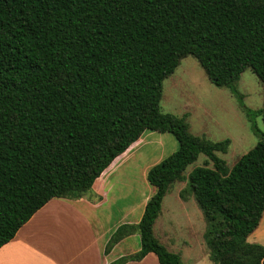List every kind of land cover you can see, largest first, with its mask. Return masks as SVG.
Segmentation results:
<instances>
[{"label": "trees", "instance_id": "16d2710c", "mask_svg": "<svg viewBox=\"0 0 264 264\" xmlns=\"http://www.w3.org/2000/svg\"><path fill=\"white\" fill-rule=\"evenodd\" d=\"M194 57L228 89L259 138L229 168L231 140L191 134L161 110L164 81ZM251 69L264 86V0H0V249L54 199L78 200L146 131L179 143L148 173L156 189L140 223L121 225L109 254L139 234V252L111 264H184L156 237L165 198L186 183L203 213L214 264H264L250 243L264 216V132L238 89ZM207 158L187 176L199 157ZM212 164V167L210 166Z\"/></svg>", "mask_w": 264, "mask_h": 264}, {"label": "crops", "instance_id": "0c3cea01", "mask_svg": "<svg viewBox=\"0 0 264 264\" xmlns=\"http://www.w3.org/2000/svg\"><path fill=\"white\" fill-rule=\"evenodd\" d=\"M178 149L173 135L146 131L84 197L54 199L37 212L0 249V264H111L139 252L140 235L126 238L109 254L105 249L121 225L140 223L147 203L156 193L147 179L149 171ZM137 173L147 189L140 200L130 191L131 185H136ZM249 242L264 246V216ZM128 264L159 262L155 254H149L141 262Z\"/></svg>", "mask_w": 264, "mask_h": 264}, {"label": "rangeland", "instance_id": "374dc122", "mask_svg": "<svg viewBox=\"0 0 264 264\" xmlns=\"http://www.w3.org/2000/svg\"><path fill=\"white\" fill-rule=\"evenodd\" d=\"M238 89L244 96L246 107L254 112L263 109L264 86L251 69L242 74ZM161 110L165 114L186 117L190 132L195 136L212 142L230 139L228 153L219 154L230 169L259 141L236 97L228 89L215 87L192 56L182 60L175 73L164 81ZM255 122L259 131L264 132L262 117ZM205 161L207 158L201 155L195 164L188 167L186 175L197 166L204 165ZM136 176V185H131L130 191L137 193L136 198L140 200L147 189L141 176L138 173ZM186 185L187 182L171 188L154 227L155 235L169 251L179 254L184 264H214L204 239L207 224L202 211L193 196L189 195L186 200L180 197Z\"/></svg>", "mask_w": 264, "mask_h": 264}]
</instances>
